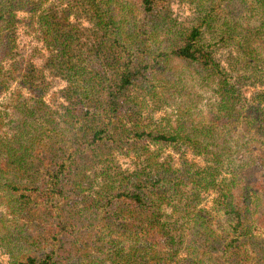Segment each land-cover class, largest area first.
Masks as SVG:
<instances>
[{
    "label": "trees",
    "instance_id": "trees-1",
    "mask_svg": "<svg viewBox=\"0 0 264 264\" xmlns=\"http://www.w3.org/2000/svg\"><path fill=\"white\" fill-rule=\"evenodd\" d=\"M0 249L264 264V0H0Z\"/></svg>",
    "mask_w": 264,
    "mask_h": 264
},
{
    "label": "rangeland",
    "instance_id": "rangeland-1",
    "mask_svg": "<svg viewBox=\"0 0 264 264\" xmlns=\"http://www.w3.org/2000/svg\"><path fill=\"white\" fill-rule=\"evenodd\" d=\"M178 12H179V14L181 13L180 11H178ZM19 32H20V36H19V42H18V47H17L18 50L16 51L17 57L14 56L13 59H17L19 57H22V55L26 56V57H30L31 55H33V52L35 50H38V47H39L38 42L34 40L33 35L30 32H28L24 26H22V25L20 26ZM62 86H63V82H61L57 79L51 81L50 87L48 88V91L46 94V101L49 104L54 105L55 102L60 101L58 91ZM169 151H171V150H169ZM173 156L175 157V154ZM186 157L189 160L192 158L191 155H189V154H187ZM129 162H130V160H128V159H123V158L120 159V163H119L120 168H125ZM213 197H214V195H212L209 199L211 200ZM0 263L8 264V256H7L6 252H4L1 249H0Z\"/></svg>",
    "mask_w": 264,
    "mask_h": 264
}]
</instances>
